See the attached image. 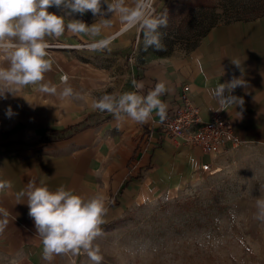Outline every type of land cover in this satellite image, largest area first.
<instances>
[{
    "label": "crops",
    "instance_id": "0c3cea01",
    "mask_svg": "<svg viewBox=\"0 0 264 264\" xmlns=\"http://www.w3.org/2000/svg\"><path fill=\"white\" fill-rule=\"evenodd\" d=\"M49 11L61 14L55 6ZM75 18L89 26L98 19L90 11ZM138 32L121 33L114 17L112 26L96 37L66 31L59 38H45L62 44L48 49L53 68L46 80L62 88L61 75H67L68 82L83 92V99L60 100L40 93L38 85L22 88L15 97L0 98V179L12 184L0 192V208L8 213L7 217L0 213V219L8 220L0 234V264H71L68 255H57L51 262L42 259V243L28 206L16 199L30 179L53 190L65 185L84 196L103 193L107 203L114 199L123 208L190 177L195 167L233 147L234 140L264 145V14L215 24L187 50L160 56L134 54L132 59ZM109 37L111 51L77 46ZM233 59H239L241 66ZM6 63L0 55V65ZM233 77L247 84L231 93L243 98L242 108L215 110L210 90ZM133 80L144 82L145 93L158 81L167 82L170 91L161 97L168 104L167 115L173 113L187 84L202 120L215 112L227 120L230 135L222 150L206 154L197 146L168 138L157 126L155 113L147 123L125 120L117 126L112 114L90 109V102L105 92L136 91ZM224 95H229L227 90ZM9 106L11 117L6 115Z\"/></svg>",
    "mask_w": 264,
    "mask_h": 264
},
{
    "label": "rangeland",
    "instance_id": "374dc122",
    "mask_svg": "<svg viewBox=\"0 0 264 264\" xmlns=\"http://www.w3.org/2000/svg\"><path fill=\"white\" fill-rule=\"evenodd\" d=\"M153 7L168 16L160 29L167 50L144 51L138 32L132 59L187 50L211 26L264 10V0H153ZM208 162L212 171L200 164L156 196L123 208L106 201L103 235L94 241L101 264H264V222L255 218L264 195V145L238 143ZM68 257L93 264L83 251Z\"/></svg>",
    "mask_w": 264,
    "mask_h": 264
},
{
    "label": "clouds",
    "instance_id": "9594fccd",
    "mask_svg": "<svg viewBox=\"0 0 264 264\" xmlns=\"http://www.w3.org/2000/svg\"><path fill=\"white\" fill-rule=\"evenodd\" d=\"M53 6L61 14L50 12L49 8ZM89 11L98 17L91 26L75 18L76 14L83 16ZM109 14L110 18L106 19ZM114 17L121 25V33L133 29L142 32L144 51L149 48L158 52L167 50L160 29L167 27L168 16L155 10L153 0H0V55L7 61L6 65H0V98L7 99L9 94L15 97L22 88L38 85L40 93L60 100L83 99V92L68 82L67 75L61 78L62 88L46 80V74L52 71L53 60L48 51L51 45L45 38H59L66 31L96 37L102 29L112 26ZM110 45L109 37L94 41L88 47L93 51H111ZM231 62L241 66L239 59ZM132 84L136 91L105 92L90 102V109L112 114L117 126L125 120L147 123L154 113L163 122L167 118L168 104L161 97L170 91L167 82L158 81L146 93L143 81L133 80ZM238 86L247 87L246 81L233 77L210 90L211 98L216 101L215 110L242 108L243 98L231 95ZM225 90L229 95H224ZM6 115H14L11 106ZM11 187L10 181L0 179V192ZM16 199L17 203L28 206V215L33 219L42 243L43 260L51 262L57 255L75 257L83 251L93 264H101L103 255L94 241L103 235L101 225L106 222L108 209L103 193L84 196L65 185L53 190L43 181L30 179L16 194ZM256 208L255 218L264 222V195L256 199ZM0 213L5 217L8 215L3 208ZM7 225L6 218L0 219V234Z\"/></svg>",
    "mask_w": 264,
    "mask_h": 264
},
{
    "label": "built area",
    "instance_id": "2783aa9c",
    "mask_svg": "<svg viewBox=\"0 0 264 264\" xmlns=\"http://www.w3.org/2000/svg\"><path fill=\"white\" fill-rule=\"evenodd\" d=\"M90 44L91 42L77 46ZM188 91L189 86L184 84L179 93V103L173 113L167 115L163 122L159 119L157 126L168 138L197 146L203 153L216 154L222 150L225 140L230 135V126L225 117L218 112H215L209 120H202L200 107L189 98ZM233 143L235 145L237 141L234 140ZM201 168L212 171L211 165L207 162L202 163Z\"/></svg>",
    "mask_w": 264,
    "mask_h": 264
},
{
    "label": "trees",
    "instance_id": "16d2710c",
    "mask_svg": "<svg viewBox=\"0 0 264 264\" xmlns=\"http://www.w3.org/2000/svg\"><path fill=\"white\" fill-rule=\"evenodd\" d=\"M258 10V9H257ZM257 10L256 9H252V10H250V13H252V15H251V17H248V18H246V19H250V18H254V17H257V16H260V15H262V14H264V10H262V11H259V12H257ZM238 19H241V18H238ZM209 29V28H208ZM207 29V30H208ZM142 33V32H141ZM195 45V44H194Z\"/></svg>",
    "mask_w": 264,
    "mask_h": 264
}]
</instances>
